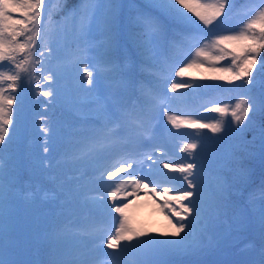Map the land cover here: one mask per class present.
I'll list each match as a JSON object with an SVG mask.
<instances>
[{
    "label": "trees",
    "instance_id": "trees-1",
    "mask_svg": "<svg viewBox=\"0 0 264 264\" xmlns=\"http://www.w3.org/2000/svg\"><path fill=\"white\" fill-rule=\"evenodd\" d=\"M67 1L69 3L65 4L58 0H45L39 38L41 47L36 53V59L42 61V64L35 65L32 78L29 80L26 77L15 92L5 93L15 96V99L12 102L13 122L9 125L6 142L0 144V201H10L17 208L10 212L9 206H1L0 222L14 224V230L22 232L24 241L31 250H35L27 257L17 258L16 264H52L54 260L70 262L79 251V246L73 241L74 238L79 241V237H74L72 243L71 239L55 242L49 237L40 240L36 232L49 226L65 229L69 218L86 215L87 209L100 211L105 204L85 206L79 198L82 193L96 187H92V179L87 180L90 179V168L99 160L102 154L100 150L107 145L104 140L116 131L114 127L107 128L105 124L109 121V115L101 109L94 110L90 115L84 113L93 109L90 108L91 102H98L97 96L91 98L89 108L79 103L82 100L80 94L91 89L80 80V69L87 63L88 49L94 48V59L105 72L110 67L123 71L124 66L130 65L141 75L155 81L159 78L157 73L165 67L164 62H170L169 58L176 57L190 37L189 34L203 26L191 13L188 15L196 21L195 24L177 19L169 12L165 0H108L110 5L102 12L103 16H98L94 21L98 28L89 30L85 24L81 25L77 34L68 36L67 52L56 54L55 47L50 43V35L55 29V20L64 17L66 9H70L76 0ZM236 1L230 0L227 13ZM146 17L156 21L160 29L144 35L147 30L142 21ZM197 24L201 27L197 28ZM162 30L166 32L163 41L167 46L166 59L163 57L160 60L153 57L151 42L162 34ZM40 52L44 54L41 56ZM224 62L222 67L214 62L201 68L202 71L197 74L188 72L182 77L175 98L177 105L191 106L192 115L210 112L214 117L206 119L204 123V119L196 117L195 121L193 119L191 123L174 130L169 137L173 141L178 136L182 137V147L179 146L177 152L183 158L196 159L198 168L211 162L214 169L221 170L227 176L230 183L228 198L232 200L227 214L243 213L249 220L250 227L246 230L248 236L262 242L264 232L256 234L252 230H257L254 223L256 218L264 228V216H260L262 210H259L264 208V194H261L264 189V110L257 107L243 123L237 124L233 118L228 116L225 119L224 114L221 115L215 109L225 106L229 110L234 108L244 94L254 97L259 104L264 98V52L257 57L251 86L241 80L230 82L221 79L231 75L223 71L230 64L231 58H226ZM3 64L5 67L0 70L12 71L8 61ZM196 66L189 69L193 71L191 68ZM49 74L53 76L51 81L43 79ZM182 81L191 86H184ZM3 86L7 88V82ZM44 91H50L52 95L46 97L42 95ZM143 94L137 93L141 102L145 101ZM148 108L152 110L150 104ZM214 124H222L223 130L213 132L210 127H205ZM206 137L211 139L210 142L205 141ZM192 143L197 145L196 149L182 151L184 145ZM46 183L59 192L57 195L60 198L52 194L43 198L35 195L38 193L36 189L41 185L46 187ZM12 187H27L34 190V194L20 196L10 192ZM103 189L106 195L110 193V188ZM250 189L256 196L246 201ZM243 205L246 206L245 211ZM25 236L31 237L30 240ZM227 249V254L220 257L216 264H243L250 261L249 255L236 251L235 245L231 250L229 247ZM211 255L208 254L206 260ZM256 258L261 263L264 253L258 254ZM156 259L159 264H186L177 255L165 253H158L157 257L148 254L146 260L141 258V262L150 264V261Z\"/></svg>",
    "mask_w": 264,
    "mask_h": 264
},
{
    "label": "rangeland",
    "instance_id": "rangeland-1",
    "mask_svg": "<svg viewBox=\"0 0 264 264\" xmlns=\"http://www.w3.org/2000/svg\"><path fill=\"white\" fill-rule=\"evenodd\" d=\"M62 1L63 0H60V2ZM247 1L252 3L246 5V7L245 5L240 7L242 11H240L238 15L234 14V16H231L230 18H222L221 16L218 18L217 22H214V27L203 26V34H201L203 31V29H201L199 33L190 36L188 47L177 54L176 57L171 59V67H165L163 73L161 74L164 77L165 88L163 93H161L162 95L160 93L156 94V104L154 106L153 114L151 115V117H154L153 120L156 122L155 127L153 129L148 127L145 124L146 121L145 123H138L137 125L135 124L129 128L123 127L121 133L117 135L113 133L111 139L108 140L111 148L105 152L103 158L100 160V164L94 168L93 172H97L95 176L101 178V173H103V181H109L107 176L108 171H115L116 168L121 167L118 163L119 161L128 159L134 160V157H131L130 155L132 153H139V155H141L139 162H135L132 169H127L128 172L133 173L135 178H144L142 179L139 188L137 189L131 182L122 186L121 191L118 194V200H109V202L105 204L113 206L111 215H109V208L104 205V210L107 214H105L106 216L102 218V220L93 216V218L85 219L83 221L77 219L74 223L70 221L64 231H60L61 229L59 228L54 229L53 226L42 227L41 232H36V237L40 238V240L49 237L55 240V242L71 239L72 243L71 235H74L75 232L86 235L82 241L84 249H82L83 253L81 257L72 261L75 262V264H84V262L90 264V261L96 262L95 260L106 261L109 262V264H133L138 261L132 256L135 255L139 259L144 258L146 260V257L148 256L146 251L149 248L155 249V251L151 254L153 256L155 255L157 257L159 252L165 251L177 254L187 261L196 258L204 251L223 248L228 241L238 244L243 239L244 235L238 231L230 233L229 227L220 223L219 216L225 212V207H222L219 210L218 215L215 208L220 190L223 189L224 197L228 194L227 191L229 185L226 176L217 170L202 171L198 174H192L188 178L191 180L195 177L193 183L196 184L197 187L195 189H189L187 181L183 179V176L172 173L174 168L178 171L179 166L186 162L182 161V157L178 156L176 152V145H173V147L169 140L164 139L166 136V134L164 135V126L172 124L168 117L169 115L174 116L173 113L178 111L182 114L178 121L180 124L191 123L193 119L195 121L196 117L204 119L202 120L204 123L206 122V119L214 117V115L210 112L205 115L196 116L192 115L191 110L193 109L189 110L186 109V107H182L180 109L177 108L173 102V97L176 98L178 89L173 91L171 89V84L173 81L181 82V77L176 76L175 72L178 71L180 67H184V65L191 62L196 48L201 47L204 44L202 43L204 40L200 42V40L197 41L194 37L198 38L200 36H205L209 39L213 33L227 34L229 30H238L241 21L245 18V14L254 3V0ZM86 3L92 5L91 9L87 11V14H85ZM108 5H110L108 0H76L75 4L71 6V8L76 7L73 11H71V9H66V15L64 17L60 16L59 20H55L54 25L56 24V28L50 35L54 37L53 40H51V44L53 43L55 45L56 54L60 53L61 50H64V47L62 46L63 38L67 39V35L63 34L64 30H67L68 27H70L77 33L80 25L86 24L88 27H92L93 25L97 26V23L93 24L95 19L98 16H103L102 12L108 7ZM69 15H71V22L66 21V18ZM161 33L162 34H159L151 42L152 49L154 51H152V55L154 58H161L164 51L163 35H166V32L162 30ZM66 50L68 49L65 48L64 51ZM92 50H94L93 47L90 51ZM90 51L86 64L89 65L88 70L93 71V82L92 84L88 83V78L84 75V67L80 69V80H82V84L85 87H92V89L86 91L85 94H82V98L87 100L90 97L93 99L94 96H98L101 101L100 104L104 107V110L110 111L114 119H116L120 114V103L124 100H128L132 92L135 91L136 80L140 81L141 86L143 85V80L133 76L134 68L132 67L126 68L125 77L122 72H105L102 68H97L93 62L94 55ZM211 63L213 62H201L194 64L193 66H197L191 68L193 71H191L189 67L186 69V73L189 72L197 74L202 71L201 68L206 67ZM215 64L222 67L225 65V62L222 60L215 62ZM89 93L90 96H88ZM220 113L221 115L224 114L225 119H228V116L232 119L231 109ZM132 115L135 118L134 120H138L135 112H132ZM210 140L211 139L209 137H206L205 141L210 142ZM148 157H151V159ZM165 164H169L171 167L165 168ZM119 175L124 174L120 173ZM196 177H199L202 183L197 182ZM10 178L12 179V177ZM15 178L16 176L13 177V179ZM115 179L119 182L118 177ZM101 180L102 179H100V181ZM153 187L155 188V191L150 190ZM165 188H168L169 191L165 192ZM176 189H181L183 191L193 190L194 199L197 202V205L202 210L207 212L208 217L210 218L207 236L204 241L205 246L202 247L201 250L178 253L170 245L156 244L152 241L153 237L160 241L179 239L178 237H172L171 235H164L165 233L170 234L175 230L173 225L177 224V220L180 219V217L176 216V212L182 211L179 205L180 203H187V201H177V197L180 193L177 192ZM21 190L22 188H17L15 191L20 193ZM38 191L40 192L39 195L42 196V192H47V189L41 187ZM195 193H199V195H195ZM103 195V192L92 191L88 194L82 195V198H85L92 204L100 201V197ZM165 201H168L169 203L166 204ZM3 204L11 208L9 209L10 212H14L17 208L12 202H6ZM115 204H120L121 206L127 205L125 208L126 224L128 217L130 219L133 215H136V220L138 222L137 227L136 223L134 224V230L146 234L141 236L139 241L135 239L132 241H120V248L128 246L125 251H120V248L112 249L107 247L108 240L111 238V235L115 233V228L119 226V219H114V217L118 218L120 216L119 213L114 211ZM4 205H0V207ZM240 222L241 223H237L238 228L246 226L244 221ZM2 227L7 228L0 230L1 241L12 244L20 243L21 232L14 230V228L16 229L14 224L2 223L0 224V228ZM197 231H199L198 227ZM125 235H127V233H125ZM209 242H211L210 247L207 246ZM241 246L248 247L247 249H249V251L256 247L251 239L242 242ZM18 247L21 248V251L17 254V257L23 255L28 256L29 254L35 252V250H30L28 252L27 250H24V242H21ZM95 249L97 250V253L95 256H92L91 253H93ZM260 249H264V242L260 244ZM84 256H86L88 260H82ZM150 264H159V261L156 259L155 261H150Z\"/></svg>",
    "mask_w": 264,
    "mask_h": 264
},
{
    "label": "snow or ice",
    "instance_id": "snow-or-ice-1",
    "mask_svg": "<svg viewBox=\"0 0 264 264\" xmlns=\"http://www.w3.org/2000/svg\"><path fill=\"white\" fill-rule=\"evenodd\" d=\"M45 0H0V69H3L5 65L4 61H8L12 71L5 72L0 70V144L6 142V137L9 133V125L12 124V102L15 96L6 95V91L15 92L20 86L21 82L27 77L29 80L35 70L36 64H42V61L36 59V53L39 51L41 45L39 44V38L41 35V17L42 9L44 7ZM166 6L170 13H172L177 19H185L196 23L192 20V17L188 14L191 13L198 21L202 22L203 26H215L214 22L218 21V18L226 13V9L230 5V0H165ZM92 5L85 4V14L90 10ZM143 26L147 30L144 35L149 33H155L160 29V25L151 18H144ZM197 28L201 25L197 24ZM23 37V39H20ZM194 39L204 40V44L201 47H197L194 57L191 62L180 67L175 75L183 77L186 75V69L192 67L194 64L201 62H218L230 57L231 62L227 68L223 71L231 73L228 77H220L221 79H227L230 82L241 80L244 84L251 86L252 73L254 66L257 64V57L264 52V0H254L252 7L248 9L245 14V18L241 21L238 30H229L227 34H215L213 33L209 40L205 36H200ZM44 53L40 52L42 56ZM50 54V53H49ZM82 63V61H81ZM264 66V65H262ZM89 65H84V75L88 78V83L92 84L93 71L88 70ZM43 79L51 81L53 76L49 74ZM7 82V88L3 85ZM184 86H191L187 82H183ZM181 87V84L173 81L171 89L176 91ZM44 96H51L50 91H44ZM257 107L264 110V98L257 103V100L244 94L239 100H237L234 108L231 109V116L237 124L243 123L248 117L249 113L253 112ZM217 112L228 111L227 107H217ZM169 121L176 128L180 127L179 117L169 115ZM210 127L213 132H220L223 130L222 124L205 125ZM48 131L47 128L44 129ZM264 136V131H262ZM197 148V145L186 144L182 151H191ZM48 151L47 148L44 149ZM151 159V157H148ZM121 167L116 168L115 171H108V181H103V173H101L102 182L106 183L108 187H112L113 191L108 193L107 196L100 197L103 202L106 199L117 201L119 192L122 186L131 182L137 189L144 178H135L133 173L128 172L127 169H132L134 160H122L118 162ZM165 168L171 167L169 164L164 165ZM196 165H180L179 171L185 173L183 179L187 181L189 189H195L196 184L193 183V179L188 177L192 175V170ZM123 173L124 175H119ZM119 178V183L115 178ZM155 191L153 187L150 189ZM165 192L169 189L165 188ZM180 195L177 197V201H187V203H180V209L177 211L176 216L180 217L177 220V224L173 225L175 229L170 234L172 237H178V240L160 241L155 237L152 241L156 244H167L173 247L178 253H187L197 250H201L204 247V241L208 232V224L210 218L207 212L202 210L194 199V191L176 189ZM199 195V193H195ZM224 192L220 190L218 194V200L215 205L217 215L219 210L224 207ZM165 203H169L165 201ZM109 208V215L112 214L111 205H105ZM127 205L121 206L120 204L114 205V211L119 213L120 216L114 217L119 219V226L115 228V233L111 235L108 240L107 247L112 249L120 248V241L127 240H140V237L146 235L143 232L135 231L129 228L126 224L125 208ZM197 227L199 231H197ZM127 233V235H125ZM207 246H211V242ZM128 246L120 248V251H125ZM0 264H12L9 260H6L3 255V250L0 248ZM52 264H75V262H60L52 261ZM87 264V262H84ZM98 264H109L106 261H100ZM261 264H264L262 260Z\"/></svg>",
    "mask_w": 264,
    "mask_h": 264
}]
</instances>
